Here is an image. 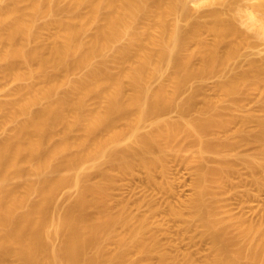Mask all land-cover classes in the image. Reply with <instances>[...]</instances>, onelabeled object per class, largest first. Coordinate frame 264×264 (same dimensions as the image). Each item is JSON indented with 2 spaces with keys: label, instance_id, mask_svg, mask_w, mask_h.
Segmentation results:
<instances>
[{
  "label": "bare ground",
  "instance_id": "1",
  "mask_svg": "<svg viewBox=\"0 0 264 264\" xmlns=\"http://www.w3.org/2000/svg\"><path fill=\"white\" fill-rule=\"evenodd\" d=\"M202 1L219 3L223 9L218 4L220 8L199 15L208 20H189L194 11L186 0H64L61 6L53 0H10L1 5L0 87L11 79L16 85L0 98V125L14 122L0 139V264H149L159 245L149 235L147 218L126 214L124 205L110 211L104 204L108 210L93 217L86 212L101 198V206L110 201L109 190L119 174L138 165L152 180L154 169L165 170L167 155L189 150L192 139L199 143L191 155L197 162L194 194L184 206L212 238L203 264H264V217L254 222L239 217L234 230L228 229V219L215 216L223 199L211 187L231 186L230 176L244 161L250 179L243 183L264 188V162L231 158L247 144H254L258 156L264 155V56L231 61L232 67L227 62L249 43V34L238 22L264 29V0ZM231 10L238 11V17L224 15ZM45 12L51 18L36 27V18ZM183 19L184 28L178 24ZM119 39L121 45L104 59L105 49ZM98 55L103 59L93 62ZM79 65L87 67L86 73L58 94V71L70 72ZM47 66L57 74L46 71ZM163 66L170 67L168 73ZM227 66L230 75L214 84L218 96L204 97L200 106L211 114L180 118L177 123L159 117L177 105L174 95L186 81ZM155 76L161 82L152 89L148 81ZM27 78L31 81L22 83ZM249 90L262 94L259 114L239 109L237 95ZM192 93L178 103L182 115L200 94L197 89ZM221 99L230 101L226 116L216 109ZM149 116L152 131L139 132ZM231 123L238 126L230 128ZM181 125L186 136L179 140ZM210 131L211 142L204 139ZM126 136L130 143L123 147ZM210 152L220 158L206 166ZM86 160L107 165L99 168V179L93 183H85L88 174L81 164ZM78 165L81 170L76 173ZM61 169L68 174H59ZM67 180L80 186L79 196L62 214H50L54 192ZM31 191L36 198L29 201ZM23 203L26 211L18 212ZM170 211L182 216L172 207ZM59 236L62 243L53 244ZM237 239L244 245L231 250V241ZM131 254H138V259H130ZM157 257L159 264H194L189 255L182 263L163 253Z\"/></svg>",
  "mask_w": 264,
  "mask_h": 264
},
{
  "label": "rangeland",
  "instance_id": "2",
  "mask_svg": "<svg viewBox=\"0 0 264 264\" xmlns=\"http://www.w3.org/2000/svg\"><path fill=\"white\" fill-rule=\"evenodd\" d=\"M9 1L10 0H0V7L1 5L9 3ZM50 1L52 2V0ZM53 1L54 3L58 1L60 3L61 1L64 0H57V1L53 0ZM186 1H187V5H189L191 8L193 7L192 9L194 11L192 15H190L191 17L189 16L190 17L189 20H205V19L208 20L210 18L209 16L202 17L199 15H201V13H203L208 9H213V8L218 9L220 7L221 8L223 7L219 3L218 4L221 5L220 7L218 6L217 3L206 4L202 0H186ZM257 1L258 0H249V2H257ZM61 3L60 6L64 4ZM228 12L224 14L226 17L232 15L238 17V11L235 12L231 10ZM45 14L43 15L42 13V16L36 18L35 20L36 27H38V25L39 26L42 25L44 22H46V20H49V18H51L48 12L47 13L45 12ZM53 15L55 17H58L57 15H61V14L56 15L55 13ZM178 22H179L178 24L182 28L187 26L186 24L187 21H185L184 19ZM238 24L249 34V38L247 39L249 43L245 44L241 48V50L239 51V55L233 58L234 61L232 60V58L229 59L230 61H227L230 67H232L231 66L233 64L232 62H237L240 60L244 61L249 58H257L260 56H264V29H257L255 24L253 25L248 24L249 27L243 23L238 22ZM43 33L46 32L44 31ZM42 37L46 38L47 35L42 34ZM44 38L43 40H45ZM121 40L125 41L124 38L123 39L121 38ZM121 40L119 39L116 42L114 41L115 43L112 42L110 44V47L105 49V55L104 53L102 54L104 59L108 58L107 56H109V54L111 53L112 54L110 56L113 55L116 49L115 46L116 47L119 46V44L122 42ZM101 58H102L101 55H98L93 57L92 61L96 62L101 60ZM106 60L109 61V63L111 62V60L108 59ZM79 66L72 68L71 69L72 71L70 72L65 70L66 72L63 73L62 69L58 71L59 76L58 75L57 76L60 77L61 79L60 80L61 82L58 79V81L60 82L57 89L58 94H62L66 92L69 88V83L72 80L78 79V77L80 78L81 75L86 73L87 67L84 65L83 66L81 65L80 67ZM168 67L163 66L164 69L161 68L165 74L168 73L170 69V67L169 68ZM226 68H224L223 70H225ZM46 69H47L46 71H49V73L53 71L52 68L49 66H47ZM229 69L230 68L228 67V69H226L227 71H223L222 68H220L218 69V71L214 70V72L211 71L210 73L209 72L206 73L205 77L203 75L204 78L199 77V78L190 79V81H186L174 95L173 99H175L174 101L177 103V105L173 104L169 108V110L166 109L165 113L162 112L159 115V117L163 119L165 118V120L168 119L170 121L172 120V122L176 120L177 123V120L180 118H185L188 121V119L191 120L197 117H206L207 115L211 114V112L213 111H207V110L202 111L200 106H202L203 103L202 101L204 97L218 96L217 93L218 91L214 89V84L218 81L225 80L230 75L229 73H231L232 71L231 69H230L231 71H229ZM164 73H162V75ZM160 80L161 77H157V76H155L154 78L152 77L151 81H148L149 82L148 86L150 87L152 86V89H154V87H156V85H158V83L161 82ZM30 81L31 79L27 78L23 80L22 83H28ZM4 83L5 84L2 87H0V98L4 97L5 90L11 89L16 85V82L12 81V79L7 80ZM196 89L197 92L199 91L200 94H196L195 96L196 99H194L193 101V106L187 111V113H185V115H182L180 113L178 103H181V101L183 100H187L190 97L189 95H193L192 92ZM261 95L262 94H260L257 90L254 91L249 90L247 94L237 95L239 102L238 103L239 109L241 111L249 109L256 114H259L260 110L258 107L257 100L261 97ZM218 101H216V105L218 106L216 107V109H218L219 111L223 109L222 110L223 113L224 112L228 113L229 109H227L226 107L230 103L229 99H226V101L223 99ZM41 105L42 103L35 105L33 106V109H38L41 107ZM225 113L224 115L226 116ZM152 119L153 118L149 116L143 122H141L139 127V132L147 133L152 131L153 129ZM13 124L14 122H6L0 125V139H2L6 135V133H8V131L13 127ZM234 124L236 126H234ZM237 126L238 123H231L229 127L235 128ZM182 128H184L182 125L181 128L179 126V129H181L179 130V132L182 133V134L179 133V140L184 139V137L186 136ZM212 133L213 132L211 131L207 133L206 138L204 139H206V141L209 142L213 141L214 139ZM223 134L224 133L222 132L221 135L223 136ZM128 139L127 136L121 139L122 140L121 145L123 147H125V145H129L130 139L129 140ZM192 140L193 141L189 140L191 143L189 144L190 145L189 150L181 152L178 155H174L172 152H170V154L167 155L164 161L165 170L161 168L154 169L151 172L152 180H149L148 172L144 168L138 165H135L131 170H129L126 173L119 174L113 181V184L109 190L110 201L108 203L102 202V206H101V200H102L101 198L98 204H96L97 207L93 206L90 209H88L86 212L88 217H93L99 215L98 212L101 213L103 210L110 209V211H116L120 207V205H124L126 207V214L133 215L134 217L147 218L151 223L149 227V229H151V231H149V235L151 234L154 235L159 245V250L155 252L153 256L149 259V264H159V260H157L159 259L157 257L158 253H163L164 255L172 259L175 258L176 261H178L179 263H182L186 255H189L190 259L192 260V262H194V264H203L205 257L208 256V254H210L211 244H212L211 243L212 238L209 234L210 232L207 233L203 227L198 225L196 221L186 211L184 206L185 203L194 194V179L196 176L195 170L197 167V162L191 160V155L193 154V151H195L196 148L199 146V143L194 139ZM234 153L235 154L231 155L232 159L239 160V158L241 157H245V158L250 157L256 162H264V155L258 156L256 154L254 144L239 146ZM218 158H220L219 154L217 155V153L215 154L210 152L207 154V158H206L207 161L204 160V162L206 163L203 164H206V166L213 165L215 164V162L217 161L216 159ZM92 163H93L92 161L90 162L86 160V162L81 164V166L83 167L82 168L83 171L86 173V175L88 174L86 177L87 180L85 179L86 180L85 183H93L97 181L99 179L98 171L107 168V165L102 160L99 166H96V164H94L95 165L94 166ZM81 166H79L78 168L76 167L75 170L77 169L78 171H80ZM61 170L62 171L58 173L59 174L64 173L62 175H65L67 171L63 169ZM75 170H72L71 172L74 174L75 172L77 173L78 171ZM66 174H68V172ZM244 179L249 180L250 175L247 170L246 163L242 161L236 165L235 172L232 173V175L230 176V180L232 184L231 186L225 189H220L217 185L211 184L212 190L218 194L219 198L223 199L222 204L219 205L216 209L215 216L219 219H226V220L228 219L227 222L230 224L228 229L232 231L235 228L234 222H236L239 217H243L244 219L253 222L258 221L262 217H264V188L260 189L256 185H252L249 183L244 184L243 183ZM80 189H81L80 186L76 185L74 182L70 180L61 183L57 187V190H55L52 201L50 202V205L48 207V210L51 211L50 214H52L53 212L54 213L53 215H56L57 213L62 214L63 212H65L64 210H66L69 207V205L71 206L79 196ZM88 192H87L88 194L90 195L92 194L91 191ZM27 197L29 201L34 200L36 198V193L31 191ZM206 198L210 199L211 197L210 195H206ZM104 204L108 207V209ZM103 206L104 209L102 208ZM99 207H101L100 210ZM171 207L177 211H181L182 216L180 218H177L173 214H171L170 211ZM26 209H27V204L24 205L23 203L21 207L18 209V212H24L26 211ZM118 229L121 228L119 227ZM231 235L234 238L235 233L231 232ZM231 235L228 236L230 237ZM51 242L55 245H60L62 243V237L60 236L54 237L51 240ZM242 245H244L243 240H238V239L236 241L232 240L230 243V249L235 250ZM138 257H139L138 254L130 255V259L133 260L134 259L137 260Z\"/></svg>",
  "mask_w": 264,
  "mask_h": 264
}]
</instances>
